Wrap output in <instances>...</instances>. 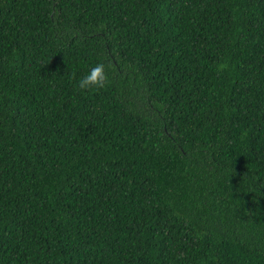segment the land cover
Instances as JSON below:
<instances>
[{"label": "trees", "instance_id": "obj_1", "mask_svg": "<svg viewBox=\"0 0 264 264\" xmlns=\"http://www.w3.org/2000/svg\"><path fill=\"white\" fill-rule=\"evenodd\" d=\"M0 264H264V0H0Z\"/></svg>", "mask_w": 264, "mask_h": 264}, {"label": "clouds", "instance_id": "obj_2", "mask_svg": "<svg viewBox=\"0 0 264 264\" xmlns=\"http://www.w3.org/2000/svg\"><path fill=\"white\" fill-rule=\"evenodd\" d=\"M110 83L103 62H97L85 75L76 81V87L81 91L105 89Z\"/></svg>", "mask_w": 264, "mask_h": 264}]
</instances>
